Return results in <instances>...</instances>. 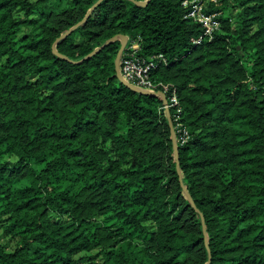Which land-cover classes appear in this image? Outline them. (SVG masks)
<instances>
[{
	"label": "trees",
	"instance_id": "1",
	"mask_svg": "<svg viewBox=\"0 0 264 264\" xmlns=\"http://www.w3.org/2000/svg\"><path fill=\"white\" fill-rule=\"evenodd\" d=\"M96 1L0 0V264H264V0H218L199 45L183 0H101L56 41ZM115 35L167 60L195 207L174 108L118 80L119 39L80 62Z\"/></svg>",
	"mask_w": 264,
	"mask_h": 264
},
{
	"label": "built area",
	"instance_id": "2",
	"mask_svg": "<svg viewBox=\"0 0 264 264\" xmlns=\"http://www.w3.org/2000/svg\"><path fill=\"white\" fill-rule=\"evenodd\" d=\"M182 5L186 8L184 17L197 22L202 29L201 33L191 37L190 41L199 45L203 40H211L214 33L220 29L221 11H207L203 0H183ZM139 48L138 39L126 41L119 63L120 74L126 82L141 90L154 92L156 95L162 92L165 95L167 108H174V132H178L181 141H185L188 133L179 121L181 107L175 89L172 84L156 81L151 75L159 64H166L167 60L162 53L151 56L139 55Z\"/></svg>",
	"mask_w": 264,
	"mask_h": 264
},
{
	"label": "water",
	"instance_id": "3",
	"mask_svg": "<svg viewBox=\"0 0 264 264\" xmlns=\"http://www.w3.org/2000/svg\"><path fill=\"white\" fill-rule=\"evenodd\" d=\"M148 0H146L145 2H142V1H138V0H134V3L137 4V5H145L147 3ZM101 2V0H97L95 4H93L91 6V8L89 9V11L87 12V14L85 15V17L83 19H81L80 21H78L76 24H74L71 28H69L67 31H65L63 34H61L57 39L56 41H59L60 39H62L63 37L67 36L68 34H70L71 32H73L74 30H76L88 17L89 15L91 14V12L94 10V8ZM117 39H120V46L118 48V51L116 53V56H115V59H114V67H115V74L118 78V80L123 83L125 86L135 90V91H138V92H141V93H148V94H155L154 92H148V91H144V90H141L131 84H129L128 82H126L121 74H120V70H119V63H120V58H121V55L123 53V50L125 48V45H126V41H127V37L124 36V35H115L113 37H111L110 39H108L104 44H102L101 46L95 48L92 52H90L89 54H87L84 58H82L80 60L83 61V60H86L88 58H90L93 54H95L97 51H99L101 48H103L106 44L112 42V41H115ZM54 48V46H53ZM159 95L161 96L162 100H163V103L166 107V112H167V116L169 118V110L167 108V100L165 98V95L160 92ZM169 125H170V130H171V136H172V142H173V147H174V152H175V161H176V169H177V173L179 175V181H180V184L186 194V196L188 197V199L190 200L191 204L193 207H195L193 201H192V198L190 196V194L188 193V191L186 190L184 184H183V181H182V178H181V173H180V169H179V164H178V155H177V147H176V140H175V132H174V129H173V125L171 123V120L169 119ZM201 220H202V224H203V232H204V238H205V242H206V231H205V227H204V218L203 216L201 215Z\"/></svg>",
	"mask_w": 264,
	"mask_h": 264
},
{
	"label": "rangeland",
	"instance_id": "4",
	"mask_svg": "<svg viewBox=\"0 0 264 264\" xmlns=\"http://www.w3.org/2000/svg\"><path fill=\"white\" fill-rule=\"evenodd\" d=\"M52 1L53 2H56L57 0H52ZM203 1L205 2V9L207 11H216V10H214L215 6H219L218 0H215V1H212V0H203ZM208 2H212L214 4V6H210L209 7ZM228 12H229V10L223 9L222 15L227 16L229 14ZM28 30H29V27H23L22 30H21V32L18 34V37L20 38ZM119 42H120V39H119ZM244 63H246V62H244ZM3 159L4 160H14V158L11 157V156H5V157H3ZM96 220L99 223L100 228H102L101 226L103 224H106V225L110 224L108 222H105L104 223L103 218H101V217L97 218ZM0 242H1V244L3 245V247L7 251H11V250H13L17 246L18 238L13 237V236H8V235L4 234L2 232V229L0 228ZM80 256H90V257H93L94 260H96L97 262H99V263L102 262V259H101L102 258V255H101L100 248H95V249H93V250H91L89 252L81 253L79 256H77V258H79Z\"/></svg>",
	"mask_w": 264,
	"mask_h": 264
}]
</instances>
